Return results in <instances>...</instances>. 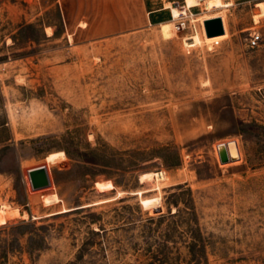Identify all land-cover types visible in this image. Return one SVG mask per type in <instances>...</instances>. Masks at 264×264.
<instances>
[{
	"label": "rangeland",
	"instance_id": "obj_1",
	"mask_svg": "<svg viewBox=\"0 0 264 264\" xmlns=\"http://www.w3.org/2000/svg\"><path fill=\"white\" fill-rule=\"evenodd\" d=\"M227 1L0 0V264H264V0Z\"/></svg>",
	"mask_w": 264,
	"mask_h": 264
},
{
	"label": "water",
	"instance_id": "obj_2",
	"mask_svg": "<svg viewBox=\"0 0 264 264\" xmlns=\"http://www.w3.org/2000/svg\"><path fill=\"white\" fill-rule=\"evenodd\" d=\"M203 27L206 36L220 35L225 32L222 18L220 16L210 17L203 20ZM234 144L236 141H234ZM229 143H219L217 145V151L219 160L221 163H226L238 159V156H231L228 151ZM29 176L32 183V188L37 189L49 184L48 175L44 166L31 169Z\"/></svg>",
	"mask_w": 264,
	"mask_h": 264
},
{
	"label": "bare ground",
	"instance_id": "obj_3",
	"mask_svg": "<svg viewBox=\"0 0 264 264\" xmlns=\"http://www.w3.org/2000/svg\"><path fill=\"white\" fill-rule=\"evenodd\" d=\"M203 20H204V17L201 18V21H203ZM222 22H223V20H222ZM223 26H224V24H223ZM203 30H204V27H203ZM204 33H205V31H204ZM225 35H226V32H224L223 34H220V35H215V36H206L205 35V38L209 42H215L217 40L222 39ZM194 40H195V43L198 42V39L197 38H194ZM216 43H218V42H216ZM225 143H229V145H228V151H229L230 155L233 156V157L238 156V158H240V151H239L237 142H235V144H234L233 140H230V141L225 142ZM147 174L150 175V173H147ZM160 174H162V173H160ZM160 174L159 173H156V175H160Z\"/></svg>",
	"mask_w": 264,
	"mask_h": 264
},
{
	"label": "crops",
	"instance_id": "obj_4",
	"mask_svg": "<svg viewBox=\"0 0 264 264\" xmlns=\"http://www.w3.org/2000/svg\"><path fill=\"white\" fill-rule=\"evenodd\" d=\"M205 1V0H204ZM211 1V0H210ZM215 5L214 7H219L221 6L222 3H224L225 5H229L231 4L230 1H227V2H223V0H213ZM199 3V0H184V6L188 9L191 10V7H194L196 6L197 4ZM177 6V5H176ZM190 13H192V11H190ZM215 16H221L222 17V20H223V24H224V28H226V25H225V20H224V16L221 15L220 13H214V14H210V15H206V16H201V17H204V20L207 19V18H210V17H215ZM200 17V18H201ZM226 32V30H225ZM199 35V34H198Z\"/></svg>",
	"mask_w": 264,
	"mask_h": 264
},
{
	"label": "built area",
	"instance_id": "obj_5",
	"mask_svg": "<svg viewBox=\"0 0 264 264\" xmlns=\"http://www.w3.org/2000/svg\"><path fill=\"white\" fill-rule=\"evenodd\" d=\"M259 40H260V34L254 31L249 38V44L251 46H255L258 44Z\"/></svg>",
	"mask_w": 264,
	"mask_h": 264
}]
</instances>
